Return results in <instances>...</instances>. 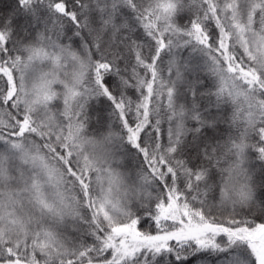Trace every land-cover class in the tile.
<instances>
[{"label": "snow or ice", "instance_id": "snow-or-ice-1", "mask_svg": "<svg viewBox=\"0 0 264 264\" xmlns=\"http://www.w3.org/2000/svg\"><path fill=\"white\" fill-rule=\"evenodd\" d=\"M0 264H264V0H0Z\"/></svg>", "mask_w": 264, "mask_h": 264}, {"label": "trees", "instance_id": "trees-1", "mask_svg": "<svg viewBox=\"0 0 264 264\" xmlns=\"http://www.w3.org/2000/svg\"><path fill=\"white\" fill-rule=\"evenodd\" d=\"M6 2H8V0H6Z\"/></svg>", "mask_w": 264, "mask_h": 264}]
</instances>
